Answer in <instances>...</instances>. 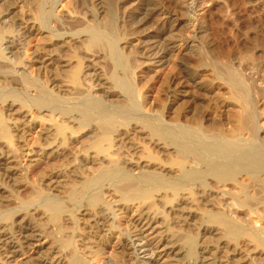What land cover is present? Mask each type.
Listing matches in <instances>:
<instances>
[{
	"label": "bare ground",
	"instance_id": "obj_1",
	"mask_svg": "<svg viewBox=\"0 0 264 264\" xmlns=\"http://www.w3.org/2000/svg\"><path fill=\"white\" fill-rule=\"evenodd\" d=\"M130 1L125 2V9ZM144 1L140 27L153 17L180 12L187 23L185 37L177 40L171 30L167 35L145 32L141 35L145 38L143 46L132 53L125 41L118 39L116 44L115 38L120 37L111 0H79L88 4L80 9L81 15L90 17L93 24L73 32L65 27L64 31H52L45 26L63 0H0V111L6 124L4 130L0 128V176L20 178L22 171L62 161L75 142L85 140V148L71 156L69 165L54 171L43 190L31 187L29 198L18 202L15 214L20 219L14 221V227L8 223L14 213L2 210L1 205L0 264H99L93 239L97 232L98 239L106 244L113 238V246L121 248L120 253L130 264H264V231L262 234V230L239 226L216 208L218 201L229 197L227 184L236 174L237 178L244 174L250 181L239 184L235 196L230 194L237 207L251 212L255 206L250 203L264 204V122L260 124L264 119V94L259 99L256 96L255 101L251 99L238 71L227 63L229 51L213 48L211 56L216 62L201 71L214 83L209 92L221 91L219 94L225 96L221 105L231 111L219 134L209 138L195 126L162 122L152 117L153 113L149 115L145 100L140 99L141 104L136 105L133 98L138 92L128 81L134 76L133 68L137 64L161 67L178 53L196 48L197 38L205 30L207 10L204 0H166L161 6L157 1ZM74 14L63 12L53 23L76 24L80 13ZM101 16L106 17L107 26L101 23L109 28L108 33L101 31L97 22ZM40 32L52 37L46 45L54 42L51 50L42 48L41 53L62 48L64 53L77 50L82 55L78 62L69 55L56 60L50 53L34 59L39 64L35 69L54 72L49 85L40 82L36 74L30 75L31 67L19 58L26 55L29 41ZM257 42L264 53V38ZM252 52L246 56L254 62L263 57ZM80 61L86 63L84 67ZM102 62L105 69L107 64L113 68L112 64H119L125 79L113 71L106 75L99 65ZM261 64L264 66V61ZM178 83L175 85L184 89L183 83ZM119 86L125 89L121 94H117ZM180 89L174 99L168 100L167 108L179 109L178 113L181 109L184 114L188 113L182 108L187 92ZM115 95L124 102L110 105ZM33 130L42 144L21 155L16 149L22 147L15 148L7 138L24 142V135ZM138 140L146 142L153 156L146 154V147L135 144ZM23 156H28L27 164H21ZM65 176L69 179L64 180ZM212 182L221 188L212 190ZM46 189L50 193L56 190L57 196L47 194ZM0 192L7 193L2 181ZM194 220L199 223V242L194 233H188L189 226H195ZM213 239L217 244H212ZM238 241L249 244L250 255L236 250ZM135 242L142 247L136 250ZM140 251L148 261L139 259Z\"/></svg>",
	"mask_w": 264,
	"mask_h": 264
},
{
	"label": "rangeland",
	"instance_id": "obj_2",
	"mask_svg": "<svg viewBox=\"0 0 264 264\" xmlns=\"http://www.w3.org/2000/svg\"><path fill=\"white\" fill-rule=\"evenodd\" d=\"M66 1L63 0L62 3L60 2L61 3L60 6L56 7V9L51 13L53 16L50 15V17L48 18L47 20L48 24L46 23L47 25L45 24V26L48 27L49 30L51 28H52L51 29L52 31H64L67 29L69 30L71 29L70 31L73 32L78 27L80 28V27H84L87 24H93V22H89L91 20L90 17L88 18V16L81 15L82 14L81 12L83 10L82 8H84L82 6L88 5V4H85V3L82 4L79 2V0H76V1L72 0L74 4L71 3L67 5L65 3ZM111 1H112V6H113L112 7L113 22L114 23L116 22L114 26L116 28L117 34L119 33L118 36L120 37V38H115L116 44H119V41H125L126 43L129 44V49H131L132 53L134 52L137 53V51L140 50L139 49L140 46L141 45L143 46L142 41L145 38L141 37L142 33L149 32L152 35H156L157 32L159 33L162 32L167 35V33L170 32L171 30L172 31L171 34L174 35V37L177 40H179L181 37L182 38L185 37V35L187 34L186 32H188L186 31L187 23L184 21L185 16L180 12H175L173 16L170 15L169 17H162V16L153 17L150 22L140 27V23L138 21L142 18V14H144L145 7H146L145 6L146 2L144 0H132V1L130 0H111ZM127 1H130V6L128 5L129 7L125 9L124 4ZM151 1H157V3H159L158 5L160 6L166 2V0H151ZM75 2L76 3L79 2L80 4L79 3L76 4ZM204 3H205V8L207 9L206 14H205V24H204L205 30L197 38V41H198L197 47L190 51H186V53L185 51L178 53L179 55L170 58L171 60L170 59H169L170 61L167 60L165 65H162L161 67L157 65L151 66V67L144 65L145 66L144 67L143 64L140 66L137 64L133 68L135 71L132 69L134 72V74L133 73L132 74L134 76L130 77L129 80L128 79L127 80L131 81L130 82L131 86L133 84L132 86L133 91L135 90L134 91L135 93L138 92L135 95V98H133L134 101L132 100L134 103H136V105L139 102L140 103L138 105H140L142 100H145L147 103L149 101L148 104L145 102V105L147 106L144 105L146 109H148L147 107H149L148 111L150 114L149 113L147 114L151 115L153 113L155 116L151 115L152 117L159 118V120H161L162 122L165 120V123L171 122V124H179V125L183 124V125H188L192 128H194L195 126L194 129L199 131V133L202 132L200 134H203V135L206 134L207 137L210 138V137L216 136L217 134L220 133V131L223 130L224 124L226 123V120L228 118L227 116L231 113V111H228L226 107L221 105L223 103V97L225 98L223 94L222 95L219 94L221 93V91L215 90L214 92H209L210 88L214 86V83H212L213 84L212 85L209 80L210 78L207 76L208 74L207 75L205 73L202 74V71H201L202 67L204 68L206 65H211L213 62H216L214 61V59H212V56H211L213 48L218 51H224V52L229 51L230 57L228 56L229 59L227 60L228 61L227 63L233 64L231 65V67L235 68L238 71L243 83L250 91L251 99H254L256 96L259 99L261 95L264 94V74H263L264 66L261 64L264 61V55H262L264 53H263L262 47L257 42V41H260L261 38H264V0H213V1L204 0ZM80 9L82 10L80 11ZM63 12H69V13L72 12L73 14L75 13L76 15H79L80 13V19H77L79 21L76 22L77 25L73 23L74 28H73V24L71 25L72 27L64 26L60 24L59 26L54 25L53 23L54 19L58 18V15H61ZM86 15H89V14H86ZM105 21H106V17L102 18L101 16L100 19H97V22L99 23L104 22L103 23L104 25L106 24ZM102 23H101V27L103 26ZM78 24L81 26H79ZM53 26H55L56 29L57 28L58 29L56 30L55 27L53 28ZM106 26L104 28L102 27L103 30L101 29L100 30L105 31V33H108L109 28H107ZM98 27H100V25ZM44 36H46V38ZM51 38H52L51 35L49 36L48 33L40 32L39 35L33 37L29 41V45L26 48V55L25 56L23 55V58L19 57L20 59H23L22 62H27V64H29V66L31 67L29 69V74L30 75L33 74L32 76L36 74L35 77L38 76V80L40 82L42 81L46 83V85H49L53 81L54 72L49 71L50 72L49 73V72H46V70L45 72H43L44 70L35 69L37 68V66H39V64H36L33 61L34 59L39 58L40 56H46L45 55L46 53L47 54L50 53V52H46L44 54L42 52L43 53L42 54L41 51H43L44 49L51 50L54 42H52L51 40L46 45L47 43L46 41H49V39ZM118 39L119 41H117ZM258 48L259 49L261 48V49L259 50ZM35 49L36 50L39 49L40 50L38 51L39 53ZM116 49H118L117 52H119V46L118 48L116 46ZM62 50L66 51L65 49L59 48L57 49V51H53L54 53L51 52L50 54L51 56L53 54V58L57 57L58 59L56 58V60L64 59V57L65 59H67L69 56H72V58L75 60L77 59L76 60L77 62L81 59L82 55L77 50H74V51L71 50L67 52L68 54L65 52L67 55ZM252 51H255L257 52V54H261V56H263L259 58L260 61L255 59V62H254L253 59L247 58L246 54L248 55L250 54V52L253 53ZM137 56L138 54L135 55V59L138 61L139 59H137L138 58ZM19 62L21 61L19 60ZM80 62L82 63L83 61H80ZM85 64L86 63L82 64V67H84ZM103 64L104 63L102 62L99 65L103 67V72H105L106 75H108L109 72L113 71L114 73L118 74V77L120 75V77H124L125 79V76H123L124 73L120 72L122 71L121 70L122 68L121 69L118 68L120 66L119 64H116V65L112 64L114 65V68L116 67L115 69L116 71L113 70L114 69L113 66H110L111 64L110 65L107 64L106 69L104 68L105 65ZM136 67L137 69H135ZM261 68L263 69L260 70ZM39 70L42 71L43 73L40 72ZM185 71H188L189 74L188 73L185 74ZM38 72H39V75H38ZM199 74H202V75H199ZM182 76H188V77H186L185 79V77H182ZM132 78L134 80H132ZM204 81L206 82L204 83ZM178 82L183 83V87L185 86L184 89H180L178 85L177 86L175 85ZM194 84H197V85H194ZM13 87H17L18 89V86L16 85L15 86L13 85ZM121 87L122 88H120V86L119 88H116L118 91L117 94H121L122 92L125 91L124 87L123 86ZM201 87H203L204 90H202ZM172 89H176V90H172ZM177 89L178 90L180 89V91L182 90L184 92H187L185 93L187 94V96L183 99L185 102H183L182 108H185L188 113L184 112V114H182L181 109L179 113H178L179 109L177 111L176 110L169 111V109L167 108L169 101L176 97L175 95H176ZM171 90L174 91L175 93L174 92L171 93ZM172 94L174 96H172ZM121 99L122 97L117 98V95H115L111 97L109 100L110 102L109 101L108 102L110 103V105L115 106V105H119L120 102L121 103L124 102V101H120ZM177 105L180 106L181 104L179 103ZM179 106L177 108H179ZM187 106L190 109L187 108ZM188 110L189 111L191 110V111L189 112ZM194 111H196V113ZM0 117L2 118V119L0 118L2 120L0 123V126L1 125L2 126L0 128L4 130L6 127L5 126L6 124L4 122L5 118H3L4 115L1 113V111H0ZM262 122H264V119L260 121V124ZM36 130L27 132V135L25 134L26 136L24 135L25 143L19 142L17 141V139L14 140L13 138L15 137H11V136H8L10 138H7V139L10 140V142L13 144L15 148L21 146L22 148H18L16 150L17 151L19 150V152L21 150V155H24L25 153L24 151L26 149L28 148L35 149L37 146H40V143L42 144V140L39 138V134L35 132ZM9 135H11V133H9ZM136 142L137 143L135 144L137 146L139 145L143 148L145 147L147 148V150L144 149L146 151V154H148L149 156H153L150 150H148L149 148L146 145V142L144 140H138ZM84 143H85V140L84 142L82 141L75 142L73 144L74 146L71 149H69L68 154H67L68 156L62 159V161L60 160L56 163H51V165L49 166L48 164L47 165L42 164L39 167H33L29 170L30 172L22 171V174L24 175H21V176H23L24 178L23 177L19 178V176L17 177L12 176V179L10 177L9 179H5L4 177L0 176V183L1 181L3 182L5 191L7 192V193L0 192V207L2 205L3 206L1 207L2 210L8 209V210H12V212L14 213L12 217L9 219L10 222L8 221L10 226L14 227L13 226L14 221H17L20 219L19 216L15 214V211L19 209L17 204L20 200L23 201L29 198L28 197L29 189L31 187H38L43 190V188H45L44 185L46 184L47 179H49L52 176V173L60 168H63L66 165H69L72 161V157L75 154L79 155L80 150L82 151V149L85 148ZM23 144L24 145L26 144L25 145L26 147ZM129 150L130 149H128L127 151ZM148 151L150 152V154ZM162 158L164 157H161L160 159ZM27 159H28V156L21 157V160H20L21 164H27L26 163ZM63 179L68 180L69 178L65 176ZM231 179L232 180H229V184H227V189L229 190L230 198L228 197V195L225 196V198H222L220 201H218V205L216 208H218L220 212L222 211L225 215H227L228 218L230 217L229 219L234 220L233 222L237 223L239 226H242L244 228H249V229L254 228L257 231L259 230V232L262 230L260 233L263 234V231H264V208H263L264 206L263 205L264 204L257 205V203H252V204L250 203L252 207L253 205L255 206L253 207V211L251 212H249L247 209L244 210L243 208L237 207V203L235 202V199L231 195L235 196V194H237L236 192L238 190L239 184H248L250 181L244 174H240V176L238 175V178L236 174ZM262 181L264 182V179ZM259 183L261 184L262 182H259ZM261 185H264V184L262 183ZM209 187L212 190H216V191H218L221 188L219 187L218 184H215L213 182L209 185ZM44 191L47 194L50 193V192H47V189ZM55 191H53V193L51 191V193L52 195L57 196V193ZM158 210L159 212H162L161 209H158ZM24 215H25V212L24 214L22 213L21 216H24ZM165 219L167 220L168 217H165ZM2 222L3 221L0 220V228L2 227ZM194 224L195 226L194 225L189 226L188 233L189 234L194 233L193 235L197 237V240L199 242V238L197 235V227L199 223L198 224L195 223V220H194ZM98 234H99L98 232L97 234L95 233V235L93 234L94 235L93 239H95V242H96V244H94L95 245L94 249H96V251L99 250L98 251V256H100L98 259L99 264H102V262L103 264H130L129 263L130 261L128 262V260L126 259L127 257H123V255L120 253L121 248L116 245L113 246V242H114L113 238H110L108 240V243L106 244L105 242L98 239L99 238ZM215 243L217 244V241L213 239L212 244L215 245ZM236 245L235 247L237 248L236 250H238V252H241L242 254L247 253V255L251 254L250 252L249 253L247 252L251 248L250 246H248L249 244H247V242L238 241ZM135 247H136V250H138L142 247V244L140 242H135ZM142 252L143 251H140L141 254H138L139 259L141 261H148L149 260L148 256H143L144 254ZM33 263L39 264L37 261L35 262L32 261V264Z\"/></svg>",
	"mask_w": 264,
	"mask_h": 264
}]
</instances>
